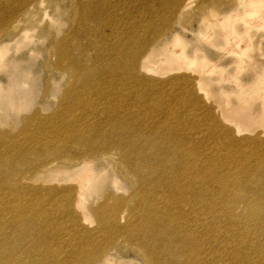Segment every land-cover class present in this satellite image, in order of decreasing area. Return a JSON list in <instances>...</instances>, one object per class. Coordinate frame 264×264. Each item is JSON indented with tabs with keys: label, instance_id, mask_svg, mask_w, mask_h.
Returning <instances> with one entry per match:
<instances>
[{
	"label": "rangeland",
	"instance_id": "rangeland-1",
	"mask_svg": "<svg viewBox=\"0 0 264 264\" xmlns=\"http://www.w3.org/2000/svg\"><path fill=\"white\" fill-rule=\"evenodd\" d=\"M34 1L36 0H0V46L4 45L7 49L3 57L4 62L0 64V85L8 88L10 84H14L15 91L21 89L23 94L18 96L15 94L16 105L19 103V97L24 96V108L19 111L9 106L11 95L8 93L0 95V183H3L5 190L10 192L14 190L22 192L28 188L36 191L45 190L48 193L57 191L58 195L53 198L56 200L68 192H64L66 189H71L73 192H69V201L77 199L74 201L72 211H76L74 214L76 213L79 219V231L92 234L95 240L100 239L104 245L108 244L103 253L108 264H162V262L165 264L164 258H160L158 253L148 258L149 250L154 248L147 249L150 246L147 242L154 234L153 229L148 225L150 215L161 208H166L167 201L164 204L162 194L151 185L147 183L144 185L141 180L146 179L147 182L156 175L149 176L154 168L148 163L151 160L149 155L152 149L158 151L164 148L169 152L170 158L176 153L172 149L171 140L175 133L172 132L170 136L167 133L155 132L150 142L141 149L140 146H144V135L145 137L152 135L148 130L144 132L142 129H137L138 126L131 122L132 119L126 120V124L121 122L123 123L121 128L119 126L122 124L118 123L121 120H118L106 129H100L99 121H94L95 125L84 129L93 132L86 136L87 141H94L96 138V141L102 138H108L107 141L131 139L124 141L127 144L125 150L135 148L138 155L134 159L148 160L133 162L140 167L138 174H134L132 168L127 166L130 164L124 161L125 150L120 148H111L114 156L92 158V162L89 163L92 169L90 176L85 174L86 176H82L81 179L77 172L83 166V159L86 158L79 161L76 159L71 166L68 164L65 166L60 165L63 164L62 162H55L54 156L50 154L49 156L28 155L25 153L26 149L19 147L17 140L30 137L32 130L39 128L47 117L56 114L63 106L66 90L74 86L77 77L75 70L68 64L72 63L69 58L76 60L78 55L83 59L84 64L87 63L86 60L94 64L92 60L97 59L105 44L102 45L100 41L101 45L89 48L85 56L74 51L69 53L72 56L67 57L66 61L59 60L56 44L66 41L75 26L79 28L76 31L79 33L80 21L84 24L88 20H82L86 17L73 18L76 11L70 0H39L31 5ZM151 1L156 3L158 8V21L156 20L155 25L147 32L141 33L137 42L138 47L141 44L146 48L154 39L159 41L150 43L147 48L154 44L161 45L178 35L185 45L186 53L193 55L198 49L199 54L204 53L206 59H209L206 60L207 63L200 61L191 65L186 63L181 70H175L174 74L163 73L167 66H172L171 61L164 62V60L156 67L157 72H162L160 74L138 70L136 72L138 76L157 80V88L153 91L160 97L157 101L164 100V106L152 107L151 111H165L163 113L165 114L166 111H170L169 107L181 111L187 129H192L191 134H196L193 141L201 145L200 150L194 148L192 160L202 153L207 157L218 153L220 157L229 159H245L248 155L254 156L255 159L259 158L264 153V10L260 14H254L255 11L249 3L254 0H189L191 7L179 12H171L170 8L178 6L172 0ZM123 7L128 8L127 13L124 14L125 19L131 15V10L134 15L145 16L137 2H128L122 5ZM76 27L74 30H77ZM226 28H234L238 35H244L241 45L229 44L224 31ZM85 30V27L81 28L80 32ZM98 33H94L93 38H100ZM83 43H86V40L83 39ZM160 65L164 67L160 69ZM176 75H186L187 79L175 85L171 84L169 80ZM137 85L142 87L141 91L135 88L139 93L149 92L151 88V84ZM234 109L246 121V125L237 126L231 117L224 115L225 111ZM215 124L219 127L216 130L220 127L224 128L223 131H218L222 135L208 133V130L214 129ZM117 126L120 129H116ZM133 130L137 133L139 131V134L133 132L132 135ZM139 137L141 138L138 139ZM72 140V138L68 139L67 144L60 141L55 144L58 148L68 145L72 151L87 149L83 145V137L79 140L82 142L79 143L80 145L70 143ZM232 142L237 143L236 148L232 147ZM217 143L219 144L215 150ZM9 145L15 147L11 150ZM46 145L50 144L46 143ZM50 160L55 164L46 167L45 164ZM220 164L221 160L212 162L214 167L210 168V174L194 175V184L198 188L197 196H201L202 189L206 188L208 184L206 180L218 173L217 167ZM150 165L152 171L148 168ZM260 171L264 170L256 166L247 170L246 174L249 175L246 177L240 176L228 181L221 179L212 183L211 200L219 212L218 216H215L208 209L207 216H203V219L216 225L214 229L219 234L217 237H222L224 244L217 247L210 243L207 246L209 262L206 264H264V179L259 180L264 176V172L260 173ZM226 172V169L221 168V174ZM87 176L91 177L88 183L85 180ZM218 192L222 194H217ZM79 193H82L80 200H78ZM153 194H158L154 200L151 197ZM63 205L67 204L51 203V206L61 210L60 215L69 224L71 219L65 216L66 209ZM43 209L46 208L41 203L36 209V214H40ZM164 221L155 222L164 231L157 239H162L161 246L167 247L178 242V250L175 251L178 264H200L192 246H190L191 253L187 254L186 239L181 237L175 240L173 236L167 235ZM169 221L170 223L165 222L173 233L178 234V229L181 232L187 230V227L180 228L179 225L174 224L173 218ZM194 223L200 225L199 219ZM73 225L72 222L71 226ZM193 232L197 235L204 233L203 230L195 228ZM234 232H240L242 235L235 238L232 234ZM15 233H19L22 237L26 231L20 229ZM65 236L67 237L65 239L69 238L67 234ZM242 239L245 241L243 242ZM27 241L21 240L19 244H22L18 249L24 246V243L27 245ZM153 244L154 242L151 245ZM16 245L13 244L12 248ZM26 248L21 249L19 258ZM66 249L71 250L68 246ZM5 250L0 247V254ZM199 254L201 255L202 252L200 251ZM35 257L39 260L46 258L41 254H36ZM74 259L80 260L79 264H87L88 261L85 257L81 259L76 256ZM20 263H23L21 259L13 262L10 259L8 264Z\"/></svg>",
	"mask_w": 264,
	"mask_h": 264
},
{
	"label": "bare ground",
	"instance_id": "bare-ground-1",
	"mask_svg": "<svg viewBox=\"0 0 264 264\" xmlns=\"http://www.w3.org/2000/svg\"><path fill=\"white\" fill-rule=\"evenodd\" d=\"M38 1L31 2V5L36 4ZM131 1L139 3L140 8L145 14L144 17L134 15L131 10V15L125 19L124 14L127 13L128 8H122V5ZM172 1L177 3L178 6L170 8L171 12H179V10H184L191 4L189 0ZM70 2L71 4L73 3V9L76 11V15L73 14V18L75 16L77 18L86 17L85 19H81L88 20V22L83 24V21L82 23L80 21L79 23L81 28L85 27V31L80 32V28L78 33L76 31L79 28L75 26L77 30H74L75 27H73V31H70L71 36L67 40L64 37L66 41L63 38L64 42H58L56 44L59 60L66 61L65 59L67 57L72 56L69 53L71 54L74 51H78L80 55L85 56V53L88 52L87 50L91 47L99 46L100 41H102V45L105 43L103 45L104 48H101L98 56L96 55L97 59L92 60L94 64L87 60V63L84 64L82 62L83 59L78 57V55L76 56V60H74L75 58H69L70 61L72 60V63L69 62L68 64L75 70L77 77L74 86L70 90H66L65 102L64 104L62 103L63 106L56 114L47 117L39 128L32 130L30 137L26 136L21 140H17L19 147L26 149L25 153L28 155L49 156L50 154V156H54L55 162H62L63 164L60 165L65 166L67 164L71 166L76 159L79 161L86 158L83 159V166L77 172L79 173L78 176L82 179V176H86L85 174H91L92 169L89 163L92 162V158L104 155L114 156V151L111 148L125 150L127 144L124 141L131 140L125 138L121 141L118 139L107 141L108 138H102V140L99 139L96 141V138L94 141H87L86 136L93 132L84 129L87 126L95 125L94 121L100 122V129H106L112 123L118 122V120H121L118 123L124 122L126 124V120L132 119L131 122L138 126L137 129H142L144 132L148 130V133L152 135L148 137L144 135V146H140L141 149L145 148L156 133H167L170 136L172 132L175 133V136H172L171 140L173 143L172 149L176 153L170 158L169 152L164 148L158 151L152 149L153 151L149 155L151 160L148 163L152 164L154 168L152 169L151 165L148 166V168L150 167L153 170L149 176L156 175L150 181L146 182V179L141 180L144 185L147 183V185H151L162 194L161 198L164 204L167 201L166 208H161L150 215L151 219H149L148 225L153 229L151 231L154 234L151 235V240L149 238L147 242L150 245L147 249L150 247L154 249L149 250L147 256L149 258L156 256L155 254L158 253L160 258H164L163 261L166 262H164L165 264H178L175 255V251L178 250L177 247L179 246L178 242L170 244L167 247H162V239H157L161 236V232L164 231L157 226L158 223L155 224V222L160 220H165L170 223L169 219L173 218L174 224L179 225L180 228L187 227V230L181 232L178 229V234L173 233L170 226L166 225L168 223L164 221L167 235L173 236L175 240H179L181 237L186 239L187 254L191 253L190 246H192V249L195 251V256L200 260V264L208 263L209 253L206 251L207 246L210 243L215 244L217 247L224 244L222 237H217L219 234L214 229L216 225L206 222L203 219V216H207L208 209L215 216H218L219 209L213 203V200H211L212 183L220 181L221 179L228 181L235 180L240 176L246 177L249 175L246 174L247 170L256 166L264 170V153L257 159L252 155L246 156L245 159H229L220 157L218 153H214L210 157L202 153L198 158L192 160L191 156L194 154V148L200 150L201 145L193 141L196 134H191L192 129L189 127L187 129V125L183 122L182 117L184 115L180 113L181 111H175L173 107H169L170 111H166L165 114H163L165 111H151L153 109L152 107L164 106V100L157 101L160 97L153 91L157 88V80L138 76L136 74L138 70L141 72L149 71L160 74L162 72H157L158 69L156 67L164 60V62L171 61L172 66L165 67L166 71L163 73H173L175 70H181L186 63L191 65L199 61L201 63H207L209 61V59H206L207 57L204 53H198V49L195 50L193 55L186 53L184 50L185 45L178 35L161 45L155 46L154 44L150 48H147L150 43L159 41L158 39H154L147 44L146 48L141 44L140 47L142 49L138 47L137 42L140 39L141 33L147 32V30L155 25L156 20L158 21V8L156 3L151 0H70ZM93 3L96 7H94ZM249 3L255 11L253 12L254 14L263 12L264 0H254ZM40 4L42 5V2ZM91 6L92 10H90ZM170 11L168 10V12ZM234 30V28H226L224 30L226 32L225 36L229 39L230 45L234 43L241 45L244 35H238ZM94 33H98L100 38H93ZM208 35L210 36V34ZM83 39L86 40V43H83ZM6 50L4 45L0 46V64L4 62L3 57L6 54ZM85 58L87 59V57ZM159 67L161 69L164 66L160 65ZM79 79L82 80L79 81ZM186 79V75H176L169 82L175 85ZM138 83L151 84L149 92L144 91L139 93L137 90L141 91L142 89L140 88L142 87H139L137 85ZM20 90L17 89L15 91L14 84H10L8 88H3L0 85V95L6 93L11 95L9 106L19 111L24 108V96L22 95L19 97V103L17 105L15 104L17 96L23 94ZM224 115L231 117V120H234L233 123L237 126L238 124L246 125V121L236 113L235 109L225 111ZM170 120L172 121L170 122ZM121 124L119 126L120 128L123 126V123ZM216 124L213 127L214 129L212 128L213 130H208L210 135H222L218 131H223L224 128L220 127L219 130H216L219 128ZM117 127L115 128L120 129ZM107 131L109 132L110 130L108 129ZM133 132L134 130L132 131V135ZM135 132L137 133L136 130ZM141 132L140 134H142ZM137 134H139V131ZM95 135L97 134L95 133ZM82 137L84 138L83 145L87 147L86 150L72 151L68 145L58 148L55 144L58 141L67 144V140L70 138L73 139V142L70 141V143L79 144L82 143L79 141ZM154 139L156 140V138ZM46 143L50 145H46ZM218 144H216L215 150ZM231 145L234 148L237 147L236 142H232ZM9 146L11 150L15 147L13 145ZM134 149L125 150L124 161L130 164L127 166L132 168L134 174H138V172L140 173V167L133 162L137 160L147 162L148 160L134 159L138 155ZM142 156L148 158L145 154H142ZM25 157L27 158V156ZM51 160L48 164H45L46 167L55 164ZM217 160H221L220 166L217 167L218 173L206 180L208 183L207 185L205 184L206 188L202 189L201 196H197L198 188L194 184V175L210 174V168L214 167L212 166V162ZM158 168L160 170L154 171V169ZM221 168L226 169L227 172L221 174ZM151 169L150 171H152ZM167 169L173 171H168ZM262 172L264 171H260V173ZM261 179H264V176L259 180ZM85 180L88 183L91 177L89 178L87 176ZM66 191L68 192L56 200L53 198L55 195H58L57 191H49L51 193H48L45 190L36 191L28 188L22 192L18 190L10 192L5 190L3 183H0V247H3L4 250L7 249L0 254V264H8L10 263V259L12 262L16 259H21L23 263L20 264H79L80 260L74 259L76 256L81 259L85 257L89 261H87V264H108L103 254L108 244L104 245L100 239L95 240L96 238L92 234L79 231V219L76 217V213L74 214L75 210L72 211V206L76 198L69 201V192L72 193L73 191L66 189L64 192ZM158 194H153L151 196L152 200L156 199ZM217 194L222 193L218 192ZM81 195L82 193H79L78 200H80ZM55 202L67 204L66 206L63 205V207L66 209L65 216L69 217V220L71 219V223L68 224L63 220L59 208L51 206V203L54 204ZM41 203L46 209H43L37 215L36 209ZM196 219H199L200 223L198 224L200 225L194 223ZM72 222L74 224L73 226H71ZM194 228L196 230L201 229L204 233L197 235L193 232ZM20 229L26 231L22 237H20L19 233H15V231ZM77 233L79 234L76 236ZM65 234L69 236L68 239H65ZM232 234L235 238L242 235L240 232H234ZM21 240L23 242L29 241H27V245L24 243V246L18 249V246L22 244H19ZM242 241L244 242L245 239H242ZM152 242H154L153 245H151ZM15 243L17 244L16 247L12 248V245ZM66 246L70 247L72 251L66 249ZM23 247L27 248L21 258H19L18 254ZM200 251L202 252L201 255L199 254ZM211 253L212 255L214 254L213 250ZM36 254H41L46 258L39 260L35 257Z\"/></svg>",
	"mask_w": 264,
	"mask_h": 264
}]
</instances>
